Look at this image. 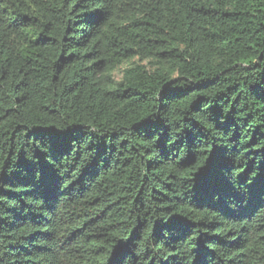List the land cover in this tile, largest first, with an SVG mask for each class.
Listing matches in <instances>:
<instances>
[{"label": "trees", "instance_id": "16d2710c", "mask_svg": "<svg viewBox=\"0 0 264 264\" xmlns=\"http://www.w3.org/2000/svg\"><path fill=\"white\" fill-rule=\"evenodd\" d=\"M0 264H264V0H0Z\"/></svg>", "mask_w": 264, "mask_h": 264}]
</instances>
